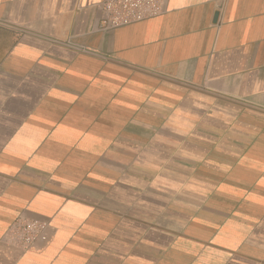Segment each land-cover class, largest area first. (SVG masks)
Returning <instances> with one entry per match:
<instances>
[{
    "label": "crops",
    "instance_id": "obj_1",
    "mask_svg": "<svg viewBox=\"0 0 264 264\" xmlns=\"http://www.w3.org/2000/svg\"><path fill=\"white\" fill-rule=\"evenodd\" d=\"M105 1L0 0V264H264V0Z\"/></svg>",
    "mask_w": 264,
    "mask_h": 264
},
{
    "label": "built area",
    "instance_id": "obj_2",
    "mask_svg": "<svg viewBox=\"0 0 264 264\" xmlns=\"http://www.w3.org/2000/svg\"><path fill=\"white\" fill-rule=\"evenodd\" d=\"M164 0H107L100 9V28L117 29L157 18L162 15ZM48 225L38 220L21 219L7 232V241L23 250H32L38 243L49 240Z\"/></svg>",
    "mask_w": 264,
    "mask_h": 264
},
{
    "label": "flooded vegetation",
    "instance_id": "obj_3",
    "mask_svg": "<svg viewBox=\"0 0 264 264\" xmlns=\"http://www.w3.org/2000/svg\"><path fill=\"white\" fill-rule=\"evenodd\" d=\"M3 49H5V46L1 43V41H0V54H1V51L3 50Z\"/></svg>",
    "mask_w": 264,
    "mask_h": 264
}]
</instances>
